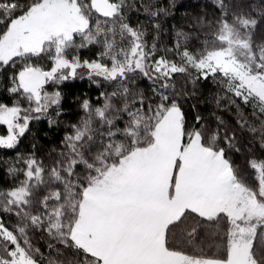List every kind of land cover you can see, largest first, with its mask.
<instances>
[{"label":"trees","instance_id":"16d2710c","mask_svg":"<svg viewBox=\"0 0 264 264\" xmlns=\"http://www.w3.org/2000/svg\"><path fill=\"white\" fill-rule=\"evenodd\" d=\"M41 1L0 0V40L14 19ZM108 2L116 8L110 18L96 16L100 34L73 39L57 54L15 58L0 67V106L18 107L24 118L13 144L0 146V223L36 264H100L70 238L82 194L101 169L150 144L171 107L181 111L183 143L195 132L204 147L221 151L234 181L264 204V105L238 94L232 79L217 71L153 69L158 60L177 66L186 55L201 60L226 23L247 36L264 71V0ZM57 59L76 67L71 76L42 86L40 93L56 101H41L36 110L19 87V74L27 68L48 72ZM110 69H116L113 75ZM18 190L23 199L12 203L8 195ZM229 230L223 213L202 218L186 211L168 226L165 247L189 258L225 261ZM3 244L7 251L12 247ZM250 257L264 264V225L254 233ZM0 264L20 263L0 256Z\"/></svg>","mask_w":264,"mask_h":264},{"label":"crops","instance_id":"0c3cea01","mask_svg":"<svg viewBox=\"0 0 264 264\" xmlns=\"http://www.w3.org/2000/svg\"><path fill=\"white\" fill-rule=\"evenodd\" d=\"M184 137L181 111L171 107L148 146L84 190L70 232L78 249L100 264H188L166 249L168 226L186 211L202 218L225 213L238 185L221 151L204 147L195 132Z\"/></svg>","mask_w":264,"mask_h":264},{"label":"rangeland","instance_id":"374dc122","mask_svg":"<svg viewBox=\"0 0 264 264\" xmlns=\"http://www.w3.org/2000/svg\"><path fill=\"white\" fill-rule=\"evenodd\" d=\"M115 8V5L109 3L108 0H88L86 5L82 6L77 0H42L26 14L10 23L0 40V67L15 58L32 57L50 52L57 54L60 50L67 49L73 39H90L94 36L93 34H100L99 26L102 22L95 20L96 16L110 18L114 14ZM140 64L141 62L137 65ZM96 66L104 70L98 63ZM75 67V64L57 59L54 60L52 68L48 72L27 68L19 74V87L32 100L37 110L41 101L51 104L56 101L55 95L40 93L42 86L51 79L62 80L66 75L71 76ZM186 67L197 69L203 75L216 71L228 75L238 94L254 98L264 105V71L252 53L247 36L231 24H221L215 46L201 60H194L191 56L186 55L182 65L179 66L165 60H158L153 69L171 74ZM115 71L116 69H110L109 73L113 75ZM21 112L18 107L0 106V124L7 128V134L0 135V146L12 145L17 134L23 131L24 118H22ZM143 148L135 150L121 161ZM121 161L101 169L92 183L106 181L113 167ZM237 185V190L228 194L224 207L226 212L223 213L230 221L228 258L225 261H220L200 260L184 256L186 263L255 264L250 257V247L257 227L264 225V204L259 202L250 191L239 184ZM8 196L12 203H20L24 192L18 190L11 192ZM4 241L12 243L9 251L6 250L8 244H3ZM6 255L16 263L28 261L25 259L23 250L16 245L13 236L0 223V256L6 259Z\"/></svg>","mask_w":264,"mask_h":264}]
</instances>
